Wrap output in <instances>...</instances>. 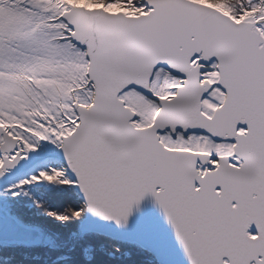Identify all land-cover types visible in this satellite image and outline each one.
Listing matches in <instances>:
<instances>
[{
  "label": "snow or ice",
  "instance_id": "6c2138e0",
  "mask_svg": "<svg viewBox=\"0 0 264 264\" xmlns=\"http://www.w3.org/2000/svg\"><path fill=\"white\" fill-rule=\"evenodd\" d=\"M0 264H264V0H0Z\"/></svg>",
  "mask_w": 264,
  "mask_h": 264
}]
</instances>
